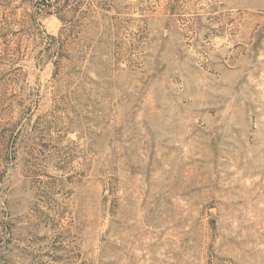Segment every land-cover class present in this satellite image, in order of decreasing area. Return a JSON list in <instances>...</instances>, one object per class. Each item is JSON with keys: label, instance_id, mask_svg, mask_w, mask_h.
<instances>
[{"label": "rangeland", "instance_id": "rangeland-1", "mask_svg": "<svg viewBox=\"0 0 264 264\" xmlns=\"http://www.w3.org/2000/svg\"><path fill=\"white\" fill-rule=\"evenodd\" d=\"M0 264H264V0H0Z\"/></svg>", "mask_w": 264, "mask_h": 264}]
</instances>
